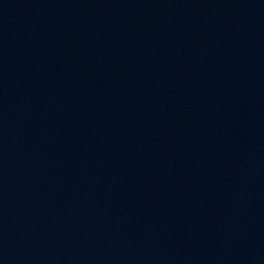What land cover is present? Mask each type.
<instances>
[{"label": "water", "instance_id": "95a60500", "mask_svg": "<svg viewBox=\"0 0 264 264\" xmlns=\"http://www.w3.org/2000/svg\"><path fill=\"white\" fill-rule=\"evenodd\" d=\"M0 264H264V0H0Z\"/></svg>", "mask_w": 264, "mask_h": 264}]
</instances>
